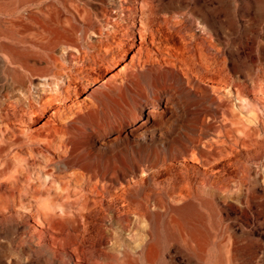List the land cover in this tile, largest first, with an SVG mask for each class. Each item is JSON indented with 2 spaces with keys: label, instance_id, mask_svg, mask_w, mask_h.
I'll return each mask as SVG.
<instances>
[{
  "label": "bare ground",
  "instance_id": "1",
  "mask_svg": "<svg viewBox=\"0 0 264 264\" xmlns=\"http://www.w3.org/2000/svg\"><path fill=\"white\" fill-rule=\"evenodd\" d=\"M210 22L206 7L188 0H0V211L30 206L41 195L40 173L50 181L68 175L91 197L79 204L81 227L57 239L49 223L35 221L39 240L63 247L89 238L82 255L71 251L75 264H124L127 257L157 264L154 236H141L130 251L106 229L122 247L119 257L104 248V232L89 229L93 216L113 209L110 226L129 235L127 215L144 209L129 189L136 172L124 163L97 168L80 155L81 134L89 142L126 133L144 148L158 133L169 154L151 168L221 166L217 175L197 166L178 175L218 190L235 181L243 205L264 211L256 195L264 191V72L253 60L236 64L240 50L229 55ZM171 125L186 133L167 134ZM225 156L230 163L217 165ZM178 195L188 201L179 211H192L191 195Z\"/></svg>",
  "mask_w": 264,
  "mask_h": 264
},
{
  "label": "rangeland",
  "instance_id": "2",
  "mask_svg": "<svg viewBox=\"0 0 264 264\" xmlns=\"http://www.w3.org/2000/svg\"><path fill=\"white\" fill-rule=\"evenodd\" d=\"M188 1L206 7L210 23L214 31L218 32L219 41L225 45L229 55L232 50H240L239 60L237 54H233L236 64L242 65V60H253L261 68L260 71L264 72V0ZM233 101L238 103L234 98ZM171 126L167 134L183 137L182 134L186 133L185 130L177 128V125ZM150 136L146 134L147 139ZM155 137L154 145L148 148L139 147L130 133L121 136V140L94 136L88 142L84 134L78 138L80 155L94 162L97 168L110 166L118 169L124 163L127 170L136 172L132 177L135 182H132L129 189L131 197L139 193L144 208L141 215L133 209L131 212L134 213L127 215L131 217L132 224L129 235L116 225L110 226L109 219H116L113 209L104 212L103 216L92 217L89 227L91 234L97 236L104 232L110 240L103 243L104 248L119 257L122 247L118 242L116 244L120 246L115 245V236L130 251L135 249L141 236H146V239L154 236L152 241L156 242V248L160 250V254L157 253V264H264V211L259 213L255 208L247 209L243 205L242 193L235 189L238 188L235 181L230 182L223 190H218L207 185L188 184L178 175L181 171L190 173L193 166L201 169L203 174L209 173L210 169L221 171V166L201 168L194 163L185 162L184 166L180 163L170 164L168 175L162 168H151L150 164L154 163L156 157L161 160L169 154L167 148H160L161 139L158 133ZM184 142H178L177 145L180 147ZM48 155L54 157L52 153ZM223 158L225 159L221 158L216 164L230 163V158ZM180 159L182 158H178ZM247 165L252 171L256 170L253 164ZM140 168L145 169L144 173ZM72 169L79 168L73 166ZM40 175V181L36 178L33 180L37 187L41 184V195H37L30 206H26L27 203L24 202L23 207L14 208L11 215L0 211V264H75L71 251L78 249L81 254L89 246V238L86 240L88 243L84 242L82 245L80 242L82 247L76 243L60 247L58 244L50 245L47 239L44 242L39 240L35 221L49 223L55 232L48 229L46 231L57 239H63L67 233H72V228L81 227V220L76 214L80 202L85 198L91 200L89 191L68 175L59 180L51 178V181L49 177L45 178L41 173ZM178 194L191 195L190 201L194 205L192 211H179L188 201H181ZM256 195L262 199L264 191L260 188L256 190ZM104 226L106 227L103 228ZM154 250L155 248L152 258H156ZM82 262L76 264H86L85 261ZM124 264L143 263L127 257Z\"/></svg>",
  "mask_w": 264,
  "mask_h": 264
}]
</instances>
